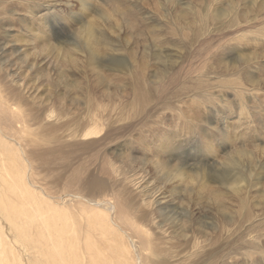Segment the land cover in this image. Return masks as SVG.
Instances as JSON below:
<instances>
[{
  "label": "rangeland",
  "instance_id": "rangeland-1",
  "mask_svg": "<svg viewBox=\"0 0 264 264\" xmlns=\"http://www.w3.org/2000/svg\"><path fill=\"white\" fill-rule=\"evenodd\" d=\"M0 1H5L4 7L0 4L3 9L0 10L3 24L0 28V90L6 96L13 92L25 100L22 112L33 129H27L32 136L21 128L10 130L0 118V136L3 142L11 145L16 155L14 163H18L22 173L25 172V179L30 181L40 199L47 197L65 213H76L82 204L68 194L77 193L80 184L95 179L105 184L111 197L117 189L134 196L132 177L140 176L138 181L143 177L142 183L148 192L165 185L166 196L181 199L173 206L181 205L180 209L165 207L162 217H158L168 234L167 239L164 235L167 243L162 244V248L170 247L172 255L182 256L179 261L171 258L170 264H264V207L259 210L253 207L255 223L248 231L237 203L228 205L227 212L220 211L211 199H206L207 194L192 186L188 191L190 200L180 189L181 185L175 189L164 173L151 163L157 159L156 153L163 160L187 168L198 164L208 168L211 178L228 185V180L241 174L243 167L241 163L237 168L233 164L239 157L235 149H264V55L257 59V68L250 72L243 71V65H231V58L235 56L232 51L226 58L227 69L218 62L219 40L231 38L233 14L236 8H241L237 4L243 6L244 3L227 0L230 7L226 14L231 17L223 32L216 18L221 0H91L93 11L89 18L98 24L95 26L98 31L110 33L113 44H121V51L127 57L125 70H132L127 74L118 68L125 60L119 63L112 56H103L108 66L115 69L114 73H125L117 74L122 78L116 80L117 75L112 70L103 72L112 82L108 93L123 95L121 107L112 109L110 100L102 96L108 93L104 92L106 88L99 84L88 64L85 49L80 53L81 40L86 39L80 30L84 16L78 0ZM248 1L252 0H242ZM186 3L194 7V20L192 15L174 20V11H181ZM256 3H250V6L254 9ZM205 4L206 10L203 9ZM27 7L33 8L35 16L26 12ZM11 9L14 15L9 13ZM39 10L42 11L37 13ZM95 11H106L108 16L102 19ZM249 16L254 17V13ZM263 22L264 16H260L249 26L255 30ZM152 25H159L164 30L155 32ZM46 30L49 40L61 50L78 49L76 54H80V58L75 56L79 58L78 64L61 62L52 54H48L51 58L40 67L33 65V60L25 64L24 60L42 54L39 47L35 48L39 43L34 36ZM112 33L121 35L122 39L117 41ZM250 50L247 48L245 53ZM155 54L166 57L167 62L155 64ZM43 61L41 58L40 63ZM249 75L254 77L255 90H252L253 83L248 81ZM136 79L143 81L150 97L145 106L132 102L130 88ZM224 91L231 95L226 103L217 96ZM99 103L101 106L95 111L94 118L99 121L96 129L103 130L96 137L80 138L79 135L95 127L89 110ZM144 116L148 123L134 128ZM189 125L196 130L191 132ZM49 135L54 136V140L40 142L41 137ZM168 135L173 138L172 144L167 148L164 146L165 151L156 149L157 141ZM227 137L232 142H227ZM259 140L263 145L256 146L260 144ZM205 141L213 144L217 155L225 161L220 164L209 162L206 154L200 153ZM92 142L96 144L89 145ZM50 149L54 154L47 166L41 154ZM251 164L253 169L264 170V158L254 155ZM223 185L210 183L216 191L223 189ZM255 195L251 194V197ZM196 197L198 199H193ZM58 198L62 201H57ZM231 209L235 224L227 226L230 232H226L222 228L224 215H231ZM143 222L151 233L160 232L150 222ZM119 225L124 245L136 240L126 230L127 224L121 220ZM236 239H239L237 245L240 248L230 249ZM194 240L198 243L192 246ZM130 249L135 251L131 245Z\"/></svg>",
  "mask_w": 264,
  "mask_h": 264
},
{
  "label": "bare ground",
  "instance_id": "bare-ground-1",
  "mask_svg": "<svg viewBox=\"0 0 264 264\" xmlns=\"http://www.w3.org/2000/svg\"><path fill=\"white\" fill-rule=\"evenodd\" d=\"M20 1H25L26 3L31 2V0ZM78 1L83 10L82 16H84V21L80 30L83 32L82 34L86 39L81 40L80 46H82V50H80V53H83L85 49L88 56V64L93 68V72L99 84L106 88L104 92L108 93L109 90L112 89L110 87L112 82L103 72L104 70H112L111 72L114 73L115 69L108 66L103 56H112V58L116 59V62L119 60V63L125 60V63L118 65V68L121 70H125L127 57L125 52L121 51L123 49L121 44H113L110 33L98 31L95 28L98 24L89 18L91 16L90 13L93 11L92 1ZM239 2L244 4L243 6L237 4V7L241 8H236L233 14L235 18L233 17L234 19L231 21L233 23L232 30L234 33L228 40H219L218 62L224 69H227L228 64L226 58L228 52L232 51L235 56L231 58V65H243L242 70L244 71V69H247L249 70L248 72H250L252 68H257V59L264 55V22L258 25V27L256 26L255 30L249 26L250 22L256 21L260 16H264V0H252L248 2L239 0ZM254 2H257L254 7V9L257 10H254L253 7L250 6V3L253 4ZM0 4L3 6L5 1H0ZM228 7L230 6L227 0H221L218 5L219 13L216 15V18H218L223 32L226 31L225 24L230 22L228 20L231 16L226 14ZM29 8L27 7L26 12L28 13L30 11L29 13L35 16L33 8H31V10H29ZM117 8L116 6L115 9ZM206 8L207 5L205 4L203 9L206 10ZM43 9L48 10V8ZM0 10L3 11L2 7ZM42 10L37 11V13H40ZM95 12L102 19L108 16V12L106 11ZM9 13L11 15L15 14L12 9ZM177 13L178 15L176 16ZM251 13H254V17L249 16ZM173 14H175L173 17L174 20L185 19L189 15H192V19L194 20V7L186 3L184 9L179 12L174 11ZM174 20L172 22L173 24ZM2 25L1 21L0 28ZM158 26L159 25H152V29L155 32L161 33L164 29ZM151 34L153 35L154 32H151ZM180 34L182 36L184 35L183 32H180ZM34 37H36V41L39 43L35 48L39 47L42 54L24 60L25 64L33 60L32 64L40 67L45 61L51 58L48 54H52L53 58H59L61 62L67 61L71 64H78L80 58V54H76L78 49L66 48L61 50L49 40V32L47 30L40 32ZM115 38L117 41L122 39L119 34H115ZM5 48L6 47L3 49ZM247 48H251L249 53H245ZM259 49L262 50L261 53L255 52ZM60 52H62V54ZM20 55H22V53ZM77 55L79 58L76 59L75 56ZM81 57H83V54ZM41 58L44 59L42 63H40ZM153 58H155V64L167 62L166 57H163L161 54H155ZM165 71H163V73H165ZM125 72L130 74L132 70L128 68ZM114 74L125 75V73L121 72ZM153 75L155 76V74ZM121 78L122 77L119 75L116 76V80ZM247 78L248 81L253 83V90L256 85L253 81L254 77L253 75H249ZM134 83L135 84L130 88L132 102L140 106H145L147 101L150 100V97L143 87V81L141 79H136ZM152 84L154 83L152 82ZM147 85L149 84L147 83ZM238 93L240 94V92ZM102 96L110 100L112 109L121 107L120 100H122L121 97H123V95L119 92L103 94ZM217 96L222 103H226L230 100L229 97L231 95L228 91H224ZM100 103L92 105V110H89L91 112V121L94 122L95 127H91V129L79 135L80 138L87 136L96 137L103 130L101 129L100 131L96 129V125L99 126V121L94 118L95 111L100 109ZM24 105L25 100L18 94L12 92L10 95L6 96L0 90V118L10 130L21 128L25 133H27V129L33 130L29 125V120L22 112ZM89 106H91V103H89ZM147 121L148 118L144 116L142 120L139 122L137 121L134 128L147 124ZM189 127L191 132L195 129L191 125H189ZM27 134L32 136L30 132ZM170 139L172 141L167 143ZM226 139L228 140L227 142H232L230 137L225 138V140ZM52 140H54V136L52 135L40 138L41 143H49V141ZM157 142L158 144L155 146L156 149L162 148L165 151L164 148L172 144L173 138L168 135L166 138L160 139ZM93 144L96 143L92 142L89 145ZM258 145H263L262 140L260 144L256 146ZM222 149L226 151L224 147H222ZM235 150L239 157L236 159V163L233 164H235L237 168V165L241 163L243 167L240 168L242 171L241 174L228 180V185H223L220 180L211 178V176L208 175V168L203 166L199 167L197 166L198 164L196 165L197 167L193 166L187 168L181 164L163 160V158L156 153L154 156L157 159L151 163L164 173V177L172 183L175 189H178V185H181L180 189L185 191L188 199H190L188 191L192 190V187H194L202 194H207L206 199H211L212 203H214L220 211L227 212L232 203H237L241 212L240 216L245 218L244 222L249 231L251 229L250 227L255 223L253 220V207L258 210L264 207V170L259 167L253 169L251 164L254 155L260 159L264 158V149L255 148L254 151H248L243 148L238 150L236 148ZM53 152L54 151L50 149V151H45L41 154L47 166L50 165V161L54 154ZM200 153L206 154V157L210 159L208 161L213 164H220V162L225 161L220 158V155H217V150L214 148L213 144L207 141H205L204 149H202ZM15 157L16 155L11 145L3 142L0 136V264H170V262H172L171 258L175 261L181 259L182 256L177 257L171 254L170 247V249L168 248L166 250L162 248V244L167 243L165 238L167 239L168 234H166L167 230L161 226L162 222L160 223L158 217H162V212L165 207H173L181 201V199L169 198V196H166L167 192L165 185L148 192L147 188L144 187L145 184L143 185L142 183L143 177L138 181L140 176L137 178L133 176L134 189L132 192H135L134 196H131L130 192L117 189L114 191L113 197H111L108 194L109 189L106 188L105 184L91 179L87 184L85 183L86 185L79 183L80 185L77 189V193L68 194L69 196H73L74 200L77 199L79 203L82 204L81 208L79 209L78 207L79 210H77L76 213H65L63 208L48 200L47 197L40 199V196L31 188L30 181L25 179V172L22 173V169L19 168L18 163H14ZM229 158L230 156L228 159ZM243 158L247 160H242ZM210 183H220L223 185V189L220 191L213 190ZM251 194L256 195L251 197ZM136 195L139 197L136 198ZM193 199H198V197ZM251 199H253V201H251ZM57 201L60 202L62 200L58 198ZM173 208L180 209L181 205H176ZM135 214H137V216ZM132 218H134V220H132ZM121 220L128 225L127 227L123 225L126 230L133 235L134 239L136 238V240L131 241L129 245H124L122 241L124 235L121 233L122 229L119 228ZM142 221L150 222L152 225H155L160 229V232L151 233L142 225ZM234 224L235 217L231 209V215L227 213L224 215V226H222V228L226 232H230L227 226L230 227ZM184 229L186 230V228ZM184 235L186 234H183V236ZM238 240L239 239H236L234 243L230 244V249H232V247L237 249L240 248V246L237 245L239 244ZM243 242L248 244L247 239H244ZM197 243L198 242L194 240L191 244L193 246ZM130 245L135 251L130 249ZM146 253L149 254L145 255ZM222 264L226 263L223 262Z\"/></svg>",
  "mask_w": 264,
  "mask_h": 264
}]
</instances>
